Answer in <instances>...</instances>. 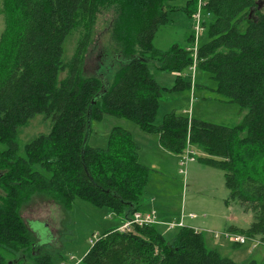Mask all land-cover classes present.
I'll use <instances>...</instances> for the list:
<instances>
[{
  "label": "trees",
  "instance_id": "trees-1",
  "mask_svg": "<svg viewBox=\"0 0 264 264\" xmlns=\"http://www.w3.org/2000/svg\"><path fill=\"white\" fill-rule=\"evenodd\" d=\"M171 1L2 0L0 264H9L6 255L18 256L17 262L26 258L32 264H53L55 251L38 245L22 216L35 198L51 200L63 212L80 199L109 210L122 222L142 212L152 169L140 162L141 146L132 133L114 127L106 147L88 144L92 123L108 116L159 134L162 147L175 155L184 154L188 145L198 149L203 164L224 172L226 205L237 203L253 215L248 229L227 231L264 243V0H206L204 7L209 40L199 48L197 73L213 80L210 89L224 100L241 112L248 110L235 126L176 112L156 124L165 94L193 88L186 75L192 53L179 44L166 51L154 46L171 13L180 10ZM184 8L192 17L197 0ZM110 9L115 13L113 59L120 65L111 83L87 75L85 67L95 22ZM80 28L84 34L66 61V41ZM193 39L191 35L189 42ZM155 63L157 70L177 74L172 87L155 79ZM39 115L51 120V131L21 147L19 130ZM119 227L99 236L79 264H236L209 248L204 233L192 227L177 228L170 237L161 225L136 226L130 232Z\"/></svg>",
  "mask_w": 264,
  "mask_h": 264
},
{
  "label": "rangeland",
  "instance_id": "rangeland-1",
  "mask_svg": "<svg viewBox=\"0 0 264 264\" xmlns=\"http://www.w3.org/2000/svg\"><path fill=\"white\" fill-rule=\"evenodd\" d=\"M187 2V0L169 2L171 7L180 10L172 12L171 22L156 34L154 40L156 49L166 51L173 44L186 47L190 43L188 38L195 31L193 16L191 17L185 8L181 9L187 5ZM1 3L2 0H0V36L5 29V16L2 13ZM260 9H264V2ZM114 19L113 9L103 10L98 16L85 66L87 75L103 76L109 83L113 81L115 72L120 67L113 59L117 52L111 37ZM83 30L80 28L74 31L67 39L66 61L74 56L78 41L84 34ZM208 40L207 35H203L202 41L207 42ZM158 65V63L151 64L155 79L163 86L172 87L176 79L174 73L172 76L168 72L159 71L156 69ZM189 75L192 77V72ZM65 76L66 74H63L61 78ZM162 77H165V82H162ZM195 82L197 85L192 89L184 88L179 92L165 94L161 98L156 119L157 125L162 123L166 114L172 112L186 116L191 113L195 118L225 126H235L243 122L248 110L241 112L237 104L229 103L213 92L210 89L215 86L213 80L201 73H196ZM51 127V120L43 115L37 116L19 130V145L24 147L38 136L48 134ZM114 127L129 130L134 139L140 141L138 143L141 146V161L152 169L142 201V210L155 211L162 222L178 223L183 220L188 227L202 225L209 222L213 216H222V214L225 217L239 216L244 226H248L254 220L253 215L245 213L239 204L226 205L225 200H227L229 191L224 184V172L203 164L199 160L203 154L197 149L193 154L194 159L182 165V158H176L177 155L162 147L159 134H147L132 121L113 116L106 117L102 122L92 123L88 144L92 147H106L109 134ZM3 149L5 147L0 145V150ZM152 198L153 202H151ZM22 216L34 232L38 245L44 251L51 249L55 251L52 258L53 264H74L80 261L91 248V241L96 242L99 236L108 229L124 224L109 210L94 207L80 199H76L71 210L63 212L51 200L35 198L23 208ZM226 224L223 229L230 225L228 221ZM165 229H167V237L175 231L167 227ZM211 230L213 231L210 232L213 233H222ZM202 233L205 234L203 231ZM6 257L9 263L16 261V264H32L30 259L24 258L17 262L18 256L6 255ZM257 260L264 263V258ZM237 264L247 263L238 260Z\"/></svg>",
  "mask_w": 264,
  "mask_h": 264
},
{
  "label": "built area",
  "instance_id": "built-area-1",
  "mask_svg": "<svg viewBox=\"0 0 264 264\" xmlns=\"http://www.w3.org/2000/svg\"><path fill=\"white\" fill-rule=\"evenodd\" d=\"M206 0H197V10L193 15V23H194V41L192 45H190L187 50L192 53L193 57V65L190 68L192 72V84L193 87L195 86V75L197 73V66H198V51L201 46V36L205 32V19H204V7L206 6ZM191 118V113L189 114ZM194 150H192L191 145H188L185 153L182 156V165L187 164L188 162L194 159ZM194 217V215H192ZM154 225H161L165 226L170 230L177 229L180 227H186L183 220L178 223L172 222H162L158 219V215L155 211H146V212H136L133 217L129 220H125L124 224L119 227V231L121 232H130L133 230L134 227H145V226H154ZM197 230V229H196ZM198 231V230H197ZM214 237L217 239H224L231 244L234 245H242L248 246L250 245L252 248H258L260 246H264V243L260 240L250 237L246 234L239 233V232H230L225 231L222 233L214 232ZM92 245L93 243L91 241ZM81 262L77 261L74 264H79Z\"/></svg>",
  "mask_w": 264,
  "mask_h": 264
},
{
  "label": "crops",
  "instance_id": "crops-1",
  "mask_svg": "<svg viewBox=\"0 0 264 264\" xmlns=\"http://www.w3.org/2000/svg\"><path fill=\"white\" fill-rule=\"evenodd\" d=\"M187 1H189V0H187ZM204 33L201 36V43H200L201 45L203 43L202 40H203V35H205ZM193 38H194V34H193ZM188 40H189V38H188ZM193 41H194V39H193ZM193 41H191L186 46V48H188L190 45H192ZM190 73H191V71H189L187 73V75L190 76L189 75ZM174 75H175L174 77L176 78L177 74H174ZM172 76H173V74H172ZM165 80H166L165 77H162V82L163 81L165 82ZM188 116L190 117V115H188ZM191 117H194V115L192 116V114H191ZM137 133L142 134L139 132H137ZM136 141L140 143V141H138V140H136ZM191 148H192V150H194V152H196L195 147L191 146ZM141 156H142V153L140 150V162L142 164L146 165L143 161H141L142 160ZM182 156H183V154L179 155V156L177 155L176 158L181 159ZM223 180H224V184H225L224 175H223ZM227 195L229 196V193ZM151 202H153V198L151 199ZM146 211L147 210H142V212H146ZM227 221L230 223V225L227 226L225 229H223L225 227V225H227L226 224ZM215 222H217V223H215ZM165 223H167V222H165ZM250 225H251V222L248 226L247 225L244 226L243 224H241V219L239 218V216H232V217L226 216L225 217L222 214V216H213V218H211V220H209V222H205L202 225H194L192 228L197 229L200 232H202V231L205 232L206 235L205 234L204 235L206 238V244L209 248L219 251L222 255L224 254L225 257H229L230 259H232L236 264L238 263V260H242L248 264L249 261H251V260H255L258 262L257 259H263L264 258V246H260L259 248H252L251 246H241L239 248H235L234 244H231L224 239L215 238L213 232H210V231H213L211 229H214V231L224 232V231H227L230 227H235L237 229H248L250 227ZM161 229L166 234L167 229H165V227H163ZM207 229H209V230H207Z\"/></svg>",
  "mask_w": 264,
  "mask_h": 264
},
{
  "label": "water",
  "instance_id": "water-1",
  "mask_svg": "<svg viewBox=\"0 0 264 264\" xmlns=\"http://www.w3.org/2000/svg\"><path fill=\"white\" fill-rule=\"evenodd\" d=\"M9 264H11V263H9Z\"/></svg>",
  "mask_w": 264,
  "mask_h": 264
}]
</instances>
